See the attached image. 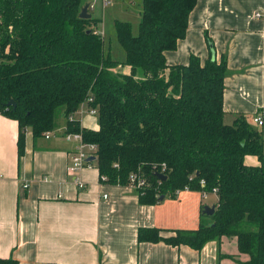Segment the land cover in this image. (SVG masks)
<instances>
[{
	"label": "trees",
	"instance_id": "trees-1",
	"mask_svg": "<svg viewBox=\"0 0 264 264\" xmlns=\"http://www.w3.org/2000/svg\"><path fill=\"white\" fill-rule=\"evenodd\" d=\"M141 1L136 36L128 23H115L125 52L117 62L94 33L97 22L79 18L85 0H0V112L18 123V158L26 130L41 137L54 129L58 114L67 119V132H79L75 113L91 99L98 128L82 129V137L97 146L92 163L105 183L127 186L130 174L142 175L148 186L141 204L185 187L216 189L209 222L168 239L140 229L139 241L199 250L207 241L235 238L239 254L248 257L240 264H264L263 131L243 115L225 123V57L166 64L164 53L185 37L197 0ZM119 66L129 74L117 73ZM249 156L258 163L245 164ZM156 174L166 180L159 183Z\"/></svg>",
	"mask_w": 264,
	"mask_h": 264
},
{
	"label": "crops",
	"instance_id": "crops-1",
	"mask_svg": "<svg viewBox=\"0 0 264 264\" xmlns=\"http://www.w3.org/2000/svg\"><path fill=\"white\" fill-rule=\"evenodd\" d=\"M109 1L107 7L88 13L102 33L105 53L116 61L110 46L113 36L116 39L115 23H128L131 32L137 31L142 1ZM255 13L264 14V0H197L185 37L174 51L164 53L169 66L187 65L191 56L204 63L211 56L210 46L217 62L226 58L227 124L239 115L264 119V32ZM116 72L129 74L130 70L119 66ZM75 118L82 129L98 128L94 116ZM54 123L47 139L48 133L33 138L26 130L19 159L18 123L0 112V264L8 260L16 264H240L248 260L239 254L235 238L210 240L199 250L163 240L139 241L140 229H156L162 239L196 230L201 222L210 221L203 207L214 206L216 195L208 194L214 199L207 204L208 196L183 190L141 204L133 188L101 183L93 163L80 172L84 187L79 189L67 174L76 147L65 139L67 119L59 115ZM257 128L263 131L264 150V126ZM247 162L256 165L251 156Z\"/></svg>",
	"mask_w": 264,
	"mask_h": 264
},
{
	"label": "built area",
	"instance_id": "built-area-1",
	"mask_svg": "<svg viewBox=\"0 0 264 264\" xmlns=\"http://www.w3.org/2000/svg\"><path fill=\"white\" fill-rule=\"evenodd\" d=\"M110 4L109 0H90L89 2V6H88V12L89 13H93L94 11L97 10V8H105ZM256 19H261L263 22V32H264V14L263 13H255L254 14ZM94 33L96 35H99L102 37V33L95 29ZM91 99H88L87 102H90ZM87 102H84V104H82L80 106V108L78 109V111L75 113V115H79L82 116L84 114H88L91 116L96 117V110L93 108H89L87 105ZM74 119V116H70L69 120L72 121ZM252 122L259 127L264 126V119L259 117V116H255L252 118ZM79 132H67L65 134V139L68 142H74L76 144L75 147V151L74 153L71 155V159H70V164L67 168V174L73 178L74 183L77 185V187L83 188L84 187V183L79 179V174L80 172L85 169V168H89L92 166V162L88 163L87 159L89 157H95V153L97 151V146L95 144H91V143H86L83 141V137H82V127L81 125H79ZM45 138H49V133L45 136ZM162 167L164 168V165H162ZM159 181V180H158ZM100 182L101 183H105L106 182V177H100ZM159 183H161V181H159ZM205 183L203 181L200 182V186L204 187ZM127 186L133 188L134 190H136L138 192V194H142L143 190L148 186L147 185V181L146 179L138 174V173H132L130 174L129 178H128V184ZM184 190L188 191L187 187L184 188ZM180 191L177 190L175 191V194H178ZM212 194H216V189L213 190ZM202 197L205 198L207 197V193L206 192H202L201 193ZM104 198H106V196H104Z\"/></svg>",
	"mask_w": 264,
	"mask_h": 264
},
{
	"label": "water",
	"instance_id": "water-1",
	"mask_svg": "<svg viewBox=\"0 0 264 264\" xmlns=\"http://www.w3.org/2000/svg\"><path fill=\"white\" fill-rule=\"evenodd\" d=\"M88 6H89V4H85L83 6V8L81 9V11L79 13L80 19H90L91 18V15L88 13ZM210 54H211V61H215L216 54H215V51H214L212 46H210ZM7 105L15 108V104L12 101H10ZM93 161H94L93 157H89L87 159L88 163H91ZM196 176H198V174H196ZM156 177L159 181L164 182L166 180V176L163 174H156ZM161 199H163V196L160 197V200ZM214 211H215V206H212V207L204 206L203 207V214H205L207 216L213 215Z\"/></svg>",
	"mask_w": 264,
	"mask_h": 264
},
{
	"label": "rangeland",
	"instance_id": "rangeland-1",
	"mask_svg": "<svg viewBox=\"0 0 264 264\" xmlns=\"http://www.w3.org/2000/svg\"><path fill=\"white\" fill-rule=\"evenodd\" d=\"M132 33H133V35L134 36H136L137 35V33H138V29H137V31H136V29L134 28L133 30H132ZM108 38V37H107ZM113 43V44H112ZM112 43L110 44V46H112L111 47V49H112V56L114 57V58H116V61L117 62H123L124 60H125V52H124V50L122 49V47L117 43V41H116V39L114 38V36H113V41H112ZM108 43L106 44V48H108ZM58 115H60V114H58ZM247 158L248 157H246L245 158V164H247V165H250L251 163H248L247 162ZM253 159H255V163L254 164H257L258 162H257V159L255 158V157H252ZM148 185V184H147ZM208 196V195H207ZM214 198H213V196L212 195H209L208 196V199H207V204L210 202V201H212Z\"/></svg>",
	"mask_w": 264,
	"mask_h": 264
}]
</instances>
